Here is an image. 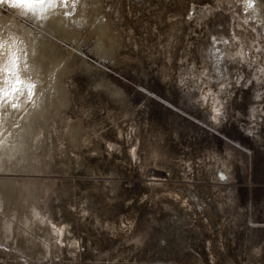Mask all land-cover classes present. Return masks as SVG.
<instances>
[{
  "label": "rangeland",
  "instance_id": "374dc122",
  "mask_svg": "<svg viewBox=\"0 0 264 264\" xmlns=\"http://www.w3.org/2000/svg\"><path fill=\"white\" fill-rule=\"evenodd\" d=\"M98 2L114 57L37 29L70 53L66 91L37 152L45 218L0 222V264H264V0Z\"/></svg>",
  "mask_w": 264,
  "mask_h": 264
},
{
  "label": "bare ground",
  "instance_id": "6f19581e",
  "mask_svg": "<svg viewBox=\"0 0 264 264\" xmlns=\"http://www.w3.org/2000/svg\"><path fill=\"white\" fill-rule=\"evenodd\" d=\"M249 2L252 3V0H244L243 11L249 10ZM100 4L98 0H0V7L4 6L6 12H9L4 15L0 8V197L4 188L16 191L22 196V199L13 205L15 209L18 208L15 212L7 210V194L0 198V222H5L10 227L14 225V222L9 219L12 217V213L18 215L19 210L26 209V206H28L26 211L32 216L37 215L40 219L45 218L40 204L36 202L33 188L42 172L38 150L41 146L45 116L50 109L48 106L51 105L56 111L62 105L66 91L65 85L63 86L56 80L64 74L65 61L70 57V53L62 52L54 42L49 41L37 29L46 30L53 37L73 44L80 42V38L88 41L89 37H92L93 54L102 58L104 54L107 56V52H111L109 56L114 57L113 45L118 42L117 34H113L114 30L111 31L107 24L109 14L107 15L106 10L109 9L103 6L106 7L105 10ZM14 14L16 17L26 19L31 26L20 23L18 18H14ZM248 14L250 12L246 13L247 19ZM83 28L86 30L84 31L85 35L82 36L81 29ZM241 53L243 54V52ZM211 104H213V108L209 114L215 119L221 104L218 99ZM53 113L55 114V112ZM60 117L63 118V114ZM53 119H55L54 116ZM48 122L52 123L49 118ZM56 122L60 123L61 121ZM45 127L49 128L47 125ZM66 127L63 126L61 129ZM50 135L52 137V133ZM68 136L72 138L73 135L68 133ZM44 143L43 145H45ZM7 225L4 226L5 230L7 227L9 228ZM52 228L51 233L55 235L54 240H57L60 229ZM44 235L46 234L44 233ZM28 247L30 246L28 245Z\"/></svg>",
  "mask_w": 264,
  "mask_h": 264
},
{
  "label": "snow or ice",
  "instance_id": "6c2138e0",
  "mask_svg": "<svg viewBox=\"0 0 264 264\" xmlns=\"http://www.w3.org/2000/svg\"><path fill=\"white\" fill-rule=\"evenodd\" d=\"M249 7H251V3L249 2V5H248ZM213 39H215V38H213Z\"/></svg>",
  "mask_w": 264,
  "mask_h": 264
}]
</instances>
